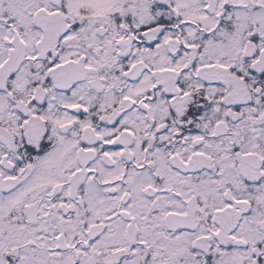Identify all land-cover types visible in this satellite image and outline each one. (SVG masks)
<instances>
[{"label": "snow or ice", "instance_id": "obj_1", "mask_svg": "<svg viewBox=\"0 0 264 264\" xmlns=\"http://www.w3.org/2000/svg\"><path fill=\"white\" fill-rule=\"evenodd\" d=\"M0 264H264V0H0Z\"/></svg>", "mask_w": 264, "mask_h": 264}]
</instances>
